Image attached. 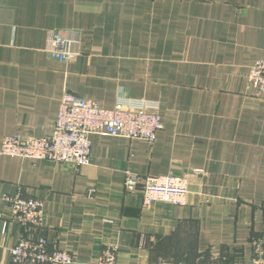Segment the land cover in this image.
Wrapping results in <instances>:
<instances>
[{
  "label": "crops",
  "instance_id": "crops-1",
  "mask_svg": "<svg viewBox=\"0 0 264 264\" xmlns=\"http://www.w3.org/2000/svg\"><path fill=\"white\" fill-rule=\"evenodd\" d=\"M51 30L77 32L80 55L50 57ZM263 53L264 0H0V146L49 137L65 91L103 108L154 101L162 123L152 143L89 135L77 170L0 153V264H22L15 193L42 201V233L69 264H97L108 246L119 264L263 261L264 95L247 84ZM126 171L185 173L186 203L144 205Z\"/></svg>",
  "mask_w": 264,
  "mask_h": 264
},
{
  "label": "built area",
  "instance_id": "built-area-1",
  "mask_svg": "<svg viewBox=\"0 0 264 264\" xmlns=\"http://www.w3.org/2000/svg\"><path fill=\"white\" fill-rule=\"evenodd\" d=\"M44 51L59 61H72L80 55L79 35L49 31ZM247 84L256 94L264 95V53L249 67ZM162 128L158 103L145 99L119 98L111 108H103L92 99L69 93L61 97L53 133L36 137L30 133L6 135L2 138L0 153L32 160L72 165L76 170L89 163L91 143L89 135H112L128 139H143L152 143ZM199 172V171H196ZM124 188L140 191L144 205L166 202L184 205L189 193L185 173L168 172L157 176H139L126 171ZM8 219L22 228L17 243L11 248L12 260L22 264H69L73 255L61 248L50 247L42 233L44 211L42 201L20 193L5 197ZM4 229V227H3ZM97 264H119L115 246L106 247ZM157 264H174L160 261ZM204 264H222L211 261ZM251 264H264L256 260Z\"/></svg>",
  "mask_w": 264,
  "mask_h": 264
}]
</instances>
